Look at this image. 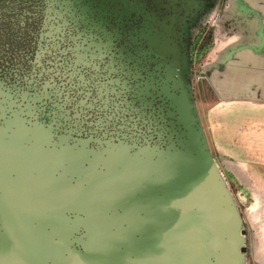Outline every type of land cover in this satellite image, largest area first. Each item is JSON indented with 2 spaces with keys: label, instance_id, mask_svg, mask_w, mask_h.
Returning <instances> with one entry per match:
<instances>
[{
  "label": "flooded vegetation",
  "instance_id": "flooded-vegetation-1",
  "mask_svg": "<svg viewBox=\"0 0 264 264\" xmlns=\"http://www.w3.org/2000/svg\"><path fill=\"white\" fill-rule=\"evenodd\" d=\"M206 2L0 0V37L12 34L18 43L0 46V141L20 137L32 150L14 160L21 169L0 168V185L5 176L14 180L0 187V256L15 236L22 246L13 264L135 262L124 236L139 241L142 233L130 231L126 217V162L162 161L177 143L168 96L179 95L178 78L187 84L182 33ZM55 10L63 15L59 22ZM13 186L32 190L3 199L2 189ZM89 189L103 191L101 203L88 206L98 215L81 197L80 203L48 197L51 190L60 196ZM217 221L197 264H233L246 252L238 242L244 231L234 223L224 231L221 216Z\"/></svg>",
  "mask_w": 264,
  "mask_h": 264
},
{
  "label": "crops",
  "instance_id": "crops-1",
  "mask_svg": "<svg viewBox=\"0 0 264 264\" xmlns=\"http://www.w3.org/2000/svg\"><path fill=\"white\" fill-rule=\"evenodd\" d=\"M213 27L215 47L203 73L219 97L206 112L210 138L243 190H264V0H224ZM98 192L102 196V190L94 189L56 196L51 190L48 197L73 203H80L81 197L88 208L101 203ZM123 194L126 198L127 191ZM253 255L264 264V248Z\"/></svg>",
  "mask_w": 264,
  "mask_h": 264
},
{
  "label": "bare ground",
  "instance_id": "bare-ground-1",
  "mask_svg": "<svg viewBox=\"0 0 264 264\" xmlns=\"http://www.w3.org/2000/svg\"><path fill=\"white\" fill-rule=\"evenodd\" d=\"M126 167L122 181L127 191L124 199L129 230L142 233L139 241L124 236L137 254L131 264H197L209 247L204 237L213 238L214 225L199 180L192 177V164L171 156L153 164L147 159H131ZM192 206L197 207L194 214ZM88 209L91 215L97 213L91 207ZM138 212H143V216L139 217ZM21 246L19 238H9L5 247L8 251L0 256V263H15L17 252L19 257L21 254L17 248ZM109 261L119 264L112 258Z\"/></svg>",
  "mask_w": 264,
  "mask_h": 264
},
{
  "label": "rangeland",
  "instance_id": "rangeland-1",
  "mask_svg": "<svg viewBox=\"0 0 264 264\" xmlns=\"http://www.w3.org/2000/svg\"><path fill=\"white\" fill-rule=\"evenodd\" d=\"M224 0H207L206 9L200 13L192 22V27L182 33V70H186L184 78L187 80L186 87L191 96V102L195 114L197 113L199 125L203 131L206 143L207 154L211 158L213 170L220 184V193L227 204L229 212L228 217L230 225L237 224L238 230L244 231V237L239 239V243L245 248V253L239 257L233 258V264H262L261 260L254 258L253 253H257L258 247L264 248V190H243L240 182L232 178L227 172L224 158L218 155L215 145L211 141L208 123L206 120V112L219 100L218 94L215 93L203 77L207 57L201 61L204 48L211 46L210 51L215 47V40L212 39L213 25L216 17L218 18L220 9ZM8 19V16H5ZM13 35L0 37V46L7 44L13 46L18 43L11 38ZM197 118V117H196ZM22 133L17 131V134ZM32 154L31 149L23 147L20 137H13L8 141H0V168L21 169L18 163H15L19 157H26ZM12 160L5 166L8 160ZM28 168V164L24 167ZM0 169V170H1ZM14 180H7L6 176L2 180L0 187L10 184ZM14 183V182H13ZM239 183V184H238ZM27 186V185H25ZM264 186V185H261ZM32 188L23 187L18 189L15 186L8 189H2L3 199L9 200L13 198L23 197L31 192ZM24 192V193H23ZM9 197V199H8ZM261 236V238H258ZM263 237V238H262Z\"/></svg>",
  "mask_w": 264,
  "mask_h": 264
},
{
  "label": "water",
  "instance_id": "water-1",
  "mask_svg": "<svg viewBox=\"0 0 264 264\" xmlns=\"http://www.w3.org/2000/svg\"><path fill=\"white\" fill-rule=\"evenodd\" d=\"M57 4L59 8L62 7V4ZM67 6L74 7V4L73 2H68ZM50 12L51 10L48 11V15L50 14ZM60 12V10H55V15L52 16V19L59 22V19L63 16ZM176 74H179V72L177 71ZM176 82L178 84L176 85V87L179 91V95H176L174 97H172V95H169L168 98L170 99V109H173L175 116L174 118L176 119L175 127L174 125L173 127L175 128L177 143L175 144V146H168L166 152L164 153L163 160H166L171 156H176L187 159L188 162L192 164V177L194 180L195 177L197 178V180H199V188L204 194V199L211 207L210 211L212 214L211 217L214 225L213 229L216 225H219L217 218L218 216H221L223 230L230 231L234 226L230 225L229 221H227L224 216L225 209L224 207H222V201L213 174L212 165L208 158L205 142L201 130L198 126L196 114L190 99L188 89L181 78H178ZM169 116L172 117L171 111L169 112ZM169 141H171L170 133ZM190 210L194 214L197 211V207L192 206Z\"/></svg>",
  "mask_w": 264,
  "mask_h": 264
},
{
  "label": "trees",
  "instance_id": "trees-1",
  "mask_svg": "<svg viewBox=\"0 0 264 264\" xmlns=\"http://www.w3.org/2000/svg\"><path fill=\"white\" fill-rule=\"evenodd\" d=\"M210 49H211V46H210V45H209V47L206 46V47L204 48V52H203V55H202L201 61L204 60V59L207 57L208 53L210 52Z\"/></svg>",
  "mask_w": 264,
  "mask_h": 264
}]
</instances>
